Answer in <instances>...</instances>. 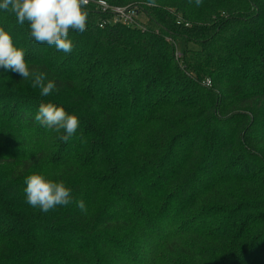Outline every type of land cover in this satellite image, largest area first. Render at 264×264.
<instances>
[{"label": "trees", "instance_id": "1", "mask_svg": "<svg viewBox=\"0 0 264 264\" xmlns=\"http://www.w3.org/2000/svg\"><path fill=\"white\" fill-rule=\"evenodd\" d=\"M106 1L142 26L83 8L67 54L0 11L56 85L0 68V264H264V0ZM47 102L77 115L67 140L34 120ZM33 172L71 202L30 207Z\"/></svg>", "mask_w": 264, "mask_h": 264}, {"label": "clouds", "instance_id": "2", "mask_svg": "<svg viewBox=\"0 0 264 264\" xmlns=\"http://www.w3.org/2000/svg\"><path fill=\"white\" fill-rule=\"evenodd\" d=\"M194 2L199 6L201 0ZM9 10L17 23L28 22L32 40L65 54L73 48L69 31L82 33L87 22L83 0H0V11ZM0 68L11 70L22 79L31 76L32 86L40 89L41 96L47 97L55 89V81L46 80L43 73L30 72L24 50L14 45L10 33L3 28H0ZM34 120L57 131L62 129L64 140L73 136L79 124L76 114L52 102L41 103ZM23 192L25 202L43 213L71 202V189L63 181L49 179L42 172H33L25 177ZM77 206L82 211L85 208L83 201H79Z\"/></svg>", "mask_w": 264, "mask_h": 264}, {"label": "built area", "instance_id": "3", "mask_svg": "<svg viewBox=\"0 0 264 264\" xmlns=\"http://www.w3.org/2000/svg\"><path fill=\"white\" fill-rule=\"evenodd\" d=\"M83 8H92L98 13L107 16L106 19L99 23V27H103L106 21H112L113 23H120L131 27H141L140 14L134 6H120L113 5L106 0H83ZM178 56L179 54L176 53ZM210 81L206 80V85H209Z\"/></svg>", "mask_w": 264, "mask_h": 264}, {"label": "rangeland", "instance_id": "4", "mask_svg": "<svg viewBox=\"0 0 264 264\" xmlns=\"http://www.w3.org/2000/svg\"><path fill=\"white\" fill-rule=\"evenodd\" d=\"M140 18H141V20L142 21H144V17H142L141 15H140ZM141 25H142V23H140ZM176 46H177V49L179 50L180 49V47H181V42H178L177 44H176ZM176 53H178V52H176ZM177 56V55H176ZM179 56V55H178ZM177 56V57H178Z\"/></svg>", "mask_w": 264, "mask_h": 264}]
</instances>
